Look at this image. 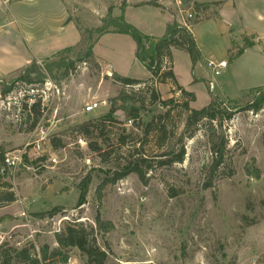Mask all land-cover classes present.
Returning <instances> with one entry per match:
<instances>
[{
  "label": "rangeland",
  "instance_id": "374dc122",
  "mask_svg": "<svg viewBox=\"0 0 264 264\" xmlns=\"http://www.w3.org/2000/svg\"><path fill=\"white\" fill-rule=\"evenodd\" d=\"M64 1L65 7L59 0H12L9 5L0 0V27L5 11L18 17L17 26L11 27L14 37L40 35L41 57H47L37 62L44 75L42 84L18 81L24 67L0 74V171L5 172L0 177V195L15 196L13 203H0V244L16 248L31 244L38 254L43 245L57 248L54 235L64 225L80 222L95 230L99 216L113 226L108 233H94L98 248L106 253V264H264V0H176L181 6L175 0ZM129 5L132 8L127 9ZM109 9L112 18L124 17L151 38L161 37L168 24L185 26L197 37L200 60L192 74L188 55L172 49L177 85L194 93V100L181 99L169 81L154 83L159 102L171 100L172 105L162 107L157 102L143 108L138 128L121 110L115 111L116 123L105 124L102 130L103 144L97 139L99 132L85 139L74 128L105 116L110 99L119 93H139L144 86L125 88L113 81V74L141 81L150 78L134 58L132 39L107 33L93 46L89 62L52 73L45 66L78 42L80 30L101 26ZM63 55L67 54H59ZM219 61L227 67L214 77L206 63ZM194 74L198 80L192 83ZM210 92L222 104L224 117L218 132L227 142L223 164L216 171L207 168L211 156L201 125L184 142L181 164L153 169L146 184L129 174L104 185L97 197V187L113 179L125 151L139 146L142 130L153 116L168 113L163 146L175 151L186 116L178 106L186 101L190 109L206 107ZM37 100L40 113L34 123L23 107ZM90 103L98 107L85 113ZM252 103H260L261 109L247 111ZM227 113L233 115L230 121L225 120ZM121 135L126 145L118 149ZM154 137L151 133L142 144L149 159L163 151L155 149ZM51 141H60L63 147L55 149ZM94 142L104 157L91 151ZM7 154H19L20 164L7 168L3 164ZM245 168L257 171L258 179L248 176ZM86 178L90 184L85 204L76 207L78 184ZM3 183L10 188L2 187ZM55 208L61 211L53 217H38ZM63 252L65 263L82 264L76 249Z\"/></svg>",
  "mask_w": 264,
  "mask_h": 264
},
{
  "label": "trees",
  "instance_id": "16d2710c",
  "mask_svg": "<svg viewBox=\"0 0 264 264\" xmlns=\"http://www.w3.org/2000/svg\"><path fill=\"white\" fill-rule=\"evenodd\" d=\"M113 30L110 31L109 29ZM107 33H114L120 35L129 36L135 44L134 58L138 61L150 74L148 80H136L131 78H123L113 74V81L121 86L129 89H133L137 85H144L139 90V93H119L115 98L109 101V110L103 117L96 119H90L81 125L76 126L74 129L83 138H89L90 135L98 133L97 139L102 140V130L105 124L113 126L116 121L113 119V114L117 110H121L127 117V120L136 126L140 121V112L145 107L153 106L159 102V97L152 86L154 83L164 84L167 81L171 82L180 93L181 99L186 101L194 100L192 93L187 92L181 86L177 85V82L173 75V57L172 49L185 52L191 62V69L198 66L200 60V53L196 47V42L193 34L185 27L176 23L166 25L163 35L159 38H151L143 35L136 28L130 26L125 22L123 17L112 18L110 16V9L107 12V16L102 19L101 26L93 30L82 29L80 30V38L73 46L67 47L58 52L55 57L57 60L51 63L49 66H45L49 73L52 70L60 69H74L78 63H87L92 60V49L97 43L98 39ZM60 53H66V56H59ZM21 69V68H20ZM22 75L17 79L20 82L27 84H42L44 75L41 72L40 67L37 66L36 61H32L29 65L25 66L21 70ZM33 75V77H32ZM16 80V81H17ZM198 79L195 78L194 83ZM10 90L5 93H8ZM132 90H130L131 92ZM259 91V89H256ZM183 102L178 107H181L186 116L183 123V128L176 139L175 151H166L164 149V143L167 136V120L168 113L162 115L158 114L153 116L149 122L145 124L142 130V140H139V146H131L125 151L124 158L122 159V166L114 171L113 179L102 182L96 189L97 197H100V192L104 185L108 183H115L129 174H135L141 183L146 184L149 177L148 173L155 168L170 166L173 164H181L184 160L185 149L184 142L187 139L192 138L196 132L199 131L200 126L204 125L206 133V141L208 144V150L211 156V162L207 166L210 172L216 171L222 164L226 153L227 142L224 139L223 133H219L218 129H221V120L224 115L221 110V102L218 100V96L210 92V102L206 107L195 110L190 109L187 102ZM120 102V106H116V103ZM162 107H170L172 105L171 100L159 102ZM24 112L29 113L33 117L34 123L37 122L40 113V101L37 100L30 106L23 107ZM171 109V108H169ZM261 109V104H250L246 107L247 111L256 113ZM31 113V114H30ZM232 114H225V120H231ZM217 124V125H216ZM155 136V149L157 151L162 150L157 154L156 158L149 159L145 156L143 141L147 140L149 135ZM125 136L121 135L117 138L118 149L122 148L125 144ZM103 141V140H102ZM103 144L106 143L104 140ZM143 144V146H142ZM53 148L57 149L63 147L60 141H51ZM91 151L97 153L99 157H104V152L97 145L96 142L91 144ZM154 159V160H153ZM153 161V162H152ZM245 172L248 176L258 179V172H251L245 168ZM5 172L0 171V177H4ZM2 175V176H1ZM90 179L86 178L78 184V198L76 207H80L85 204L86 196ZM2 187L10 188L8 184L3 183ZM207 186V184H205ZM171 196L173 194H170ZM15 196L12 192H5L0 195V203L5 205L13 203ZM61 211L59 208H55L48 213L40 214L38 217H53ZM95 230L98 232L108 233L113 230V226L110 222H103L99 216L95 217ZM94 228H85L83 224L71 223L63 226L59 233H55L54 239L57 244V248L50 249L47 245H43L39 248L38 254L34 253V249L31 244L23 246L22 248H16L6 243L0 244V264H64L67 260L63 251L66 249H76L80 255L82 264H106V253L100 250L96 244Z\"/></svg>",
  "mask_w": 264,
  "mask_h": 264
},
{
  "label": "crops",
  "instance_id": "0c3cea01",
  "mask_svg": "<svg viewBox=\"0 0 264 264\" xmlns=\"http://www.w3.org/2000/svg\"><path fill=\"white\" fill-rule=\"evenodd\" d=\"M1 1L9 5L12 0H1ZM59 1L62 4V6L65 7L64 6L65 1L64 0H59ZM200 2L203 1L200 0ZM175 5H176V0H175ZM126 8L128 9L132 7L129 5ZM126 8L123 9V13L125 12L124 10H126ZM136 8H140V7H136ZM112 14H113V10H112ZM3 15H4L2 19L3 25L0 27V33H1L0 39H3L2 45L0 47V74L5 75L16 69L25 67L32 61L39 62L40 60L46 59L47 57H41V53L43 49L40 45H38L40 35L22 33L21 36L18 35L19 38H15L13 29L11 27H13L14 25L17 26L19 21L18 17L9 14L7 11H5ZM112 16L114 17L115 15L113 14ZM207 25H208L207 26L208 29L213 28L210 24ZM17 34L18 33H16V36ZM194 37L197 43L198 41L195 34ZM193 72L194 71L191 70L192 74ZM193 78L194 81L195 74L193 75ZM193 81L192 83H194ZM227 94L224 93L225 96L229 97V95Z\"/></svg>",
  "mask_w": 264,
  "mask_h": 264
},
{
  "label": "built area",
  "instance_id": "2783aa9c",
  "mask_svg": "<svg viewBox=\"0 0 264 264\" xmlns=\"http://www.w3.org/2000/svg\"><path fill=\"white\" fill-rule=\"evenodd\" d=\"M177 6H181V1H176ZM190 17V15H188ZM208 70L214 77H218L222 74V72L226 69L227 63L225 61H219L217 63L214 62H208L206 63ZM211 85V83H209ZM98 107L97 103H90L85 107V113H91L93 110H95ZM41 134H43L41 132ZM21 162V156L19 154H7L4 156L3 164L7 168H14L15 166L19 165ZM67 264V263H65Z\"/></svg>",
  "mask_w": 264,
  "mask_h": 264
}]
</instances>
